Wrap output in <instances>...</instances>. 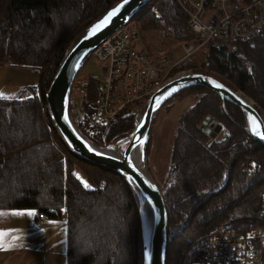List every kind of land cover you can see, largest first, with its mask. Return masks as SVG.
<instances>
[{"label":"trees","instance_id":"16d2710c","mask_svg":"<svg viewBox=\"0 0 264 264\" xmlns=\"http://www.w3.org/2000/svg\"><path fill=\"white\" fill-rule=\"evenodd\" d=\"M119 1L0 0V65L33 69L38 75L37 84L0 97V210H28L51 220L66 216V264H144L143 237L136 229L140 200L133 187L82 162L55 134L59 148L70 156L63 158L40 120L42 109L48 116L45 95L65 55ZM187 22L177 0H152L133 20L136 27L163 31L166 39L180 43L195 39ZM207 50L209 66L196 73L229 87L225 80L232 82L263 102L264 110V32L253 45L211 41ZM189 98L196 104L179 118L167 187L158 184L169 215L167 264H197L221 228L239 237L264 232V144L248 134L238 108L203 87L184 90L162 110L169 113ZM140 107L129 106L127 115L104 132L109 136L102 146L133 133ZM206 119L217 122L220 131L209 134ZM148 154L149 147L150 159ZM74 164L86 171L90 187L75 178ZM91 216L96 217L90 221ZM109 230H115L113 239Z\"/></svg>","mask_w":264,"mask_h":264},{"label":"water","instance_id":"95a60500","mask_svg":"<svg viewBox=\"0 0 264 264\" xmlns=\"http://www.w3.org/2000/svg\"><path fill=\"white\" fill-rule=\"evenodd\" d=\"M150 1L121 0L106 16L98 19L78 37L61 64L46 95V101L54 128L66 147L81 160L126 180L138 195L141 206L143 207L144 203L147 204L151 212L152 227L148 245L144 233V264H167L169 235L167 206L160 186L152 177L150 169H147L146 162L148 141L160 108L169 98L183 89L205 86L217 90L221 97L244 110L248 115L251 136L261 143H264V118L258 113L256 117H253L251 113L255 111L254 104L240 100L239 93L233 91L234 97L228 87L215 79L204 74H191L176 80L179 85L167 84L150 97L133 133L114 144V146L124 144L123 149L112 151L106 147L97 146L85 138L76 127L69 112V100L75 76L96 47L118 27L131 21ZM112 13L115 14L110 15Z\"/></svg>","mask_w":264,"mask_h":264},{"label":"rangeland","instance_id":"374dc122","mask_svg":"<svg viewBox=\"0 0 264 264\" xmlns=\"http://www.w3.org/2000/svg\"><path fill=\"white\" fill-rule=\"evenodd\" d=\"M120 2V1H119ZM178 4L182 8V10L186 13L188 17V26L195 27V29H191L195 39L200 38V39H205L207 40L208 44L211 41H215V36L214 34L210 33H204L206 30H217V31H223L226 32L227 30L231 29L233 25H236L237 22L243 20V17L239 15L235 11V7L237 5H242L243 0H177ZM117 4V3H116ZM149 3H147L148 5ZM146 7L141 10L140 15L143 14L144 10L147 8ZM196 11L199 12V14L196 13ZM218 14H225L224 19H220L218 17ZM140 15H137V17H140ZM135 25L136 28V24ZM200 25V27H198ZM264 32V29L259 32V36L262 35ZM201 33H204L202 35ZM81 36V35H80ZM79 36V37H80ZM148 39H150L153 44L150 46L153 52H158L159 54H165L163 51V47L165 46V40L166 36L163 31H159L158 33L154 31L153 33H149L145 35ZM174 38V37H171ZM259 37L254 39V43L258 40ZM228 41L233 42V40H230L227 38ZM236 42H244V40L237 39L235 40ZM134 43H137L136 41H133ZM179 47V46H177ZM183 53V50L180 48L177 50V54L181 55ZM208 50L201 51L200 54L198 51L194 53L193 56L195 57H200L203 54L207 55ZM152 56V55H151ZM87 61L83 64L82 69L86 71L88 77H93L96 79H102L104 72H102V63L99 61L93 59L92 55L88 57ZM151 59V58H150ZM159 60H165V58H158L154 57L151 59L152 62H157ZM205 59H199L196 60L194 64L188 63L186 66V70L190 73H196L198 71L196 70H203L204 66H202V62ZM193 66V67H191ZM157 67V64H156ZM81 69V70H82ZM80 70V73L82 74V71ZM160 71L161 69L158 68ZM30 70L28 69H20V68H14L10 66H3L0 65V97L3 98H9L13 97L14 95L17 94V92L20 90L21 87L26 86V85H35L38 82V76L35 74H26V73H31L29 72ZM200 73V72H199ZM26 75V76H25ZM83 75V74H82ZM84 76V75H83ZM84 76V77H87ZM225 80V79H224ZM227 84H230L232 87H235L232 82H229L228 80H225ZM74 87L75 83L73 84L72 88V96L75 98V93H74ZM121 87V85L116 86ZM193 87H204V86H193ZM191 88V87H189ZM239 90V89H238ZM240 92V91H239ZM246 94V93H245ZM130 95V93H129ZM77 99V98H76ZM252 102H254V99L250 98ZM168 101V100H167ZM166 101V102H167ZM79 103L82 102L83 105L87 107V102L79 99ZM74 103V101H72ZM196 102L192 99H186L182 102H178L177 105L178 107L175 108L173 111L166 113L165 111L161 110L158 112L154 123H153V128L152 132L150 135V139L148 141L147 148L149 147V156L150 159H147V165L150 167V173L152 177L158 182V184L163 185L164 187H167V174L170 172L169 170V165H170V160L173 154V148H174V136L175 133L177 132V129L179 128V118L183 116L184 112L186 110H189L192 108ZM133 106L132 104H130ZM45 110L47 111V105ZM80 110H73L74 115H76V119H80L79 122H74L76 127L79 129L81 133H86L89 132L92 134L96 139L98 145H102L108 140V136H104V132L107 131L109 132V129L113 127V124L116 123V121L120 120L123 118L122 112L118 113L115 115V118L111 121L105 118H99L96 120V123L92 125V123H89L87 119L89 118H84V120H81V114L79 113ZM96 111V110H95ZM94 109H87L85 112L90 115L92 112H95ZM163 111V112H162ZM210 112V111H209ZM142 111L140 113L138 112V115L141 116ZM48 114V111H47ZM264 117V116H263ZM40 120L42 121V126L50 136L51 141L54 143V146L59 149L56 151L61 155L62 150L59 148L57 144V139L56 135H58L60 141L63 143V145L66 147L64 144V141L61 139L59 134L54 128L53 122L51 121L50 116L46 115L44 112V109L41 110L40 112ZM104 123V127L100 126V123ZM209 122V119H206L204 124H207ZM138 126V125H137ZM225 130L222 131L220 134L217 135V137L221 138V136L224 134ZM215 133V132H214ZM56 134V135H55ZM251 136V135H250ZM252 137V136H251ZM253 138V137H252ZM254 139V138H253ZM255 140V139H254ZM256 141V140H255ZM261 143V142H260ZM264 144V143H262ZM125 147L124 144L121 145V149ZM68 149V148H67ZM69 150V149H68ZM61 151V152H60ZM147 151V149H146ZM71 154H73L71 152ZM63 158L70 159V156L68 154H65L62 152ZM74 155V154H73ZM75 156V155H74ZM75 168V172H77L75 178L79 181L80 184L83 185V182H86L89 187L91 184L87 181L85 178V173L86 171H82L81 168H76L75 164L72 165ZM70 167V166H69ZM68 168V167H67ZM101 169V168H100ZM111 173V172H109ZM113 174V173H111ZM85 177H84V176ZM115 175V174H113ZM79 177V178H78ZM68 181V179H67ZM97 189V188H96ZM109 200V199H108ZM165 200V199H164ZM142 207V206H141ZM140 207L139 209V215H138V224H139V229L138 226L136 225V229L138 233L140 232L139 236L142 234L143 237V243H144V235L146 234L145 232V227H144V216L142 212V208ZM117 210V209H116ZM114 210V211H116ZM14 211V212H12ZM168 211V209H167ZM36 215V213H34ZM34 215V219H35ZM169 216V215H168ZM25 217V215H24ZM66 217V216H65ZM65 226H66V219L65 218ZM96 216H91V218H88V220H93ZM20 219V214L16 213L15 210H0V249H4L7 247L11 248H24V246H27L29 249H34L36 250V247L33 245L36 244L37 240L35 239L34 236L29 237L27 234L30 233L31 230H28L26 233L23 231V235H14L15 230L16 231H22V228H17L19 224H17V221ZM36 220V219H35ZM96 221H102L103 219L101 217H98ZM86 228V227H83ZM262 230V229H260ZM60 230L57 228L56 233H58ZM114 232L115 230H109L108 237L110 239L114 238ZM228 232L225 229L221 228L215 235L217 234H222ZM145 233V234H144ZM213 235V236H215ZM212 236V237H213ZM169 237V235H168ZM212 241V238H211ZM210 241V242H211ZM59 242V241H58ZM211 248V243L209 245ZM61 249H64V245H61ZM11 257V258H6V257ZM16 258V260H14ZM20 262V260H22ZM25 260V261H24ZM29 260L27 258H23L21 256L17 255H11L9 252L5 250H0V263L2 264H20V263H27L26 261ZM31 262H34V260H30Z\"/></svg>","mask_w":264,"mask_h":264},{"label":"bare ground","instance_id":"6f19581e","mask_svg":"<svg viewBox=\"0 0 264 264\" xmlns=\"http://www.w3.org/2000/svg\"><path fill=\"white\" fill-rule=\"evenodd\" d=\"M249 1L252 2V3L258 4V5H262V6L264 5V0H249ZM150 2H152V0ZM115 5L116 4H114L107 11H103V13L98 16V19H100L101 17L106 16L108 14V12L115 7ZM196 13L199 14L198 11H196ZM137 15H140V13L136 14L131 21L130 20L127 21L125 23V25H123L121 27H118L117 30H115L111 35H109L107 37V39H105L102 43H100L96 47V49H97L101 44H103L105 42L104 43V47L102 48L103 49V54L101 56V60L104 63L106 62L108 64V66L107 67L105 66L106 67L105 68V67H103V64H102V72H104V75H105V72L111 71V75L114 78H116L115 81L107 82L105 84V83H103V78L102 79H96V78H93V77H88L86 71L83 70L82 68H81L82 70L80 69L82 71V74L84 76H87V77H84L80 73V70L77 72V74L75 76V79L73 81V84L75 83V87H76V81L80 82V87H81V90L83 92H85L84 90L86 89V82L90 83V86H91V89L89 91L88 96L86 98L81 99V101L82 100L86 101L87 102V107L89 109H94V111L95 110L96 111L92 112L90 115H88L85 112L87 107L85 105H83L82 102L79 103L78 100L81 97L85 96L86 93H79L78 91L75 92V87H74L75 98L71 97L72 96V90H71V95H70V100H69V112H70V115H71V118H72L73 122H79L80 121V119H76L75 118L76 115H74V112H73L74 109L75 110H77V109L80 110L79 113L81 114V120H84V118H89V119H87L88 122H89L90 119H93V118L99 116V114H100L101 118H106L109 121L113 120L115 118V115H116V111H115L116 109L114 110V107L112 106L108 110L101 111V110H99L97 101H99V100H101V99H103L105 97V95H106L105 88L110 90V91L114 90V92H115V91L119 90V87L118 88L116 87L118 85H121V87L123 88L124 85H129L130 83L134 84V85L137 84L138 80L136 79L135 76L129 77L131 75V71H133V72L135 71L133 69H135L136 66L138 67V73H140V70H144L146 79L147 80H151V81H153V83L159 85L157 87V89L154 90L153 92H151L150 94L146 95L144 90H138L136 92H133L130 95L131 96V104L134 107H140V105H141L140 108H142V110L145 107V105L147 104V101L150 99V97H152L157 91H159L165 85L172 84V85L177 86V85H179V82L176 81V80H178L180 78H183V77H186V76H189L191 74H200V73H191V72L189 73L186 70V66H187V64L190 61L195 60V59L196 60L205 59L202 62V66H204L205 63H207L208 65H205L203 68H206L207 66H209V61L206 59L207 56L205 54H203L200 57H195V56L192 55V51L193 50L205 51V50L208 49V45L209 44H208L207 40H205V39L196 38V39H194V40H192V41H190L188 43H180V42H178V39H176V38H169V39L165 40V45L167 44V48L165 49L166 50L165 54H159L158 53L159 51L158 52H153L152 49L150 48V46L153 44V42L150 39H148L147 37H145V35H147L149 33H153L154 31L152 29L151 30H143L140 27H136L135 28V25H133L134 24L133 20H134L135 17H137ZM190 28L193 29V30L195 29V27H193V26H190ZM246 35H247V33L243 35V39L246 37ZM214 36H215V41H219V42H222V43H225V44L233 45V44L239 43V42H236L235 40H233V42L228 41L227 40V35L223 34V33H215ZM257 37H260V36L256 35V36H254L251 39L244 40V42L253 45L254 39L257 38ZM133 41H136L137 43H134ZM240 43H242V42H240ZM177 46H179V47H177ZM179 48L181 50H183V53L181 55L177 54V50ZM132 54L134 55L132 58H127L126 57V58L120 59L119 61H115L114 60L115 59V55L129 56V55H132ZM66 55H65V57H66ZM142 55L147 56V57H149L151 59H153L155 56L158 57L159 59L160 58H165V60L169 64L168 70L162 72L161 74H153L152 73L153 72V68L149 64L145 63L146 62L145 60L142 61V59L140 58V57H142ZM88 57L86 58V60L89 59ZM112 61H114V62L112 63ZM191 67H193V66H191ZM29 72H31V73H26V74H35V75H37V73L33 69H31ZM115 76H117V77H115ZM205 76L211 77V78L215 79L216 81L220 82L221 84H223L224 86L228 87L229 90L231 91L230 93H231L232 96H234V94L232 93L234 91V92L240 94V96H238V98L240 100L245 101V102L246 101L247 102H252V100L250 99L251 97L246 92H243L241 89L238 90L237 87H229L224 82H222L221 80L217 79L216 77H214L212 75H205ZM55 77H56V75H55ZM55 77L53 78V81H54ZM53 81H52V83H53ZM96 81L98 82L97 83L98 84L97 85L98 88L96 90H94L93 89V84ZM174 81H176V82H174ZM52 83H51V85H52ZM51 85H50V87H51ZM50 87H49V89H50ZM72 88H73V85H72ZM203 88L204 89H208L211 92L215 93L225 103H228L231 106H233V107L235 106L236 108H238L243 113L242 115L246 119L245 120L246 121L245 129L248 132V134L251 135V131H250V128L248 126V121H247L248 115L244 112V110L239 108L238 105H235V104L227 101L223 97H221L217 93V90H215V89L212 90V89H210L208 87H205V86ZM186 89H188V88H186ZM186 89H183V90L179 91L178 93L173 95L171 98H169L168 101H170L176 95L182 93ZM47 93H46V95H47ZM46 95H45V99H46ZM235 95L237 96V94H235ZM72 101H74V103H72ZM252 103L254 104L253 107H254V110H255V111H253L251 113L252 115H254L253 117H256L257 116L256 114L258 113L262 118H264L263 117L264 116V110L261 108V106L263 105V102H255L254 101ZM46 105H47V101H46ZM163 105H162V107H163ZM162 107L160 108L159 112L162 110ZM177 107H178V105L176 103L174 109L177 108ZM101 108H102V106H100V109ZM226 113H228V112H226ZM48 115H49V113H48ZM217 124H218L217 122L215 123V122L209 121L207 124H204V128L209 134H213L214 132H218L221 129V127L218 126ZM92 125H94V123H92ZM100 126L104 127V123L101 122ZM82 134L85 136V138L88 141H90L91 143H94L92 141V139H96V138L92 134H90L89 132H86L85 134L82 133ZM256 141L257 142H261V141H259L257 139H256ZM94 144H96V143H94ZM114 144H111L109 146H102V145H98V144H96V145L100 146V147H106V148H108V149H110L112 151L121 149L120 145L114 146ZM146 153H147V151H146ZM75 157H77V156L75 155ZM78 159H80V158H78ZM81 161L86 163V164H88V165H91L93 167H97V168L100 169V167H98V166L92 165V164L87 163V162H85L83 160H81ZM146 161H147V156H146ZM147 169H150V167L148 165H147ZM107 172H109V171H107ZM140 207H141V204H140ZM142 209H143V216H144V218H143L144 219V227H145V232H146V242H147V245H148L149 238H150L151 227H152L151 212H150V209H149V207L147 206L146 203L143 204ZM35 219H36V221H41V220L42 221L43 220L44 221L45 220L48 221V220H50V218L47 215H43V214H36L35 215ZM168 241H169V237H168Z\"/></svg>","mask_w":264,"mask_h":264},{"label":"built area","instance_id":"2783aa9c","mask_svg":"<svg viewBox=\"0 0 264 264\" xmlns=\"http://www.w3.org/2000/svg\"><path fill=\"white\" fill-rule=\"evenodd\" d=\"M242 5H237L235 11L239 13L243 20L233 25V27L226 32L210 30L205 31L204 33H223L227 35V38L230 40H247L251 39L254 36L258 35L260 31L264 29V5H258L250 2L249 0H243ZM220 19H224L225 14H218ZM200 27V25H198ZM204 33H201L204 35ZM246 37L243 39V35L246 34ZM251 33V34H250ZM105 43V42H104ZM104 43L101 44L91 55L93 59L99 61L103 64V67H107L108 64L101 60L103 54ZM200 50H193L192 55ZM134 55H115V61H119L122 58H132ZM145 60L153 68V74H161L162 72L168 70L169 64L166 60H159L157 62H152L151 59L147 56L142 55L140 57ZM114 61H112L113 63ZM195 60L190 61L189 63L194 64ZM157 64V67H156ZM208 65L207 63H205ZM105 67V68H106ZM161 69L160 71L158 70ZM134 72L131 71V76H135L137 84L124 85V87H119L118 91L108 90L105 88V97L97 101L99 110L105 111L110 107H114L116 114L122 112L123 116H126L129 111V106L131 104V94L138 90H144L145 94H150L157 89L159 85L153 83L151 80H147L145 76V71L140 70L138 73V67L136 66ZM104 75V74H103ZM117 77V76H115ZM116 78L111 75V71L105 72L103 76V83L113 82ZM91 89L90 83L86 82V89L83 92L80 87V82L76 81L75 92L86 93L85 96L80 99L86 98ZM130 93V95H129ZM100 106L102 108L100 109ZM132 110V109H131ZM100 118L99 116L90 119V123H96V120ZM106 119V118H105ZM211 248L198 259L197 264H262L264 260V232L257 231L255 233L248 234L246 237L231 236L226 233L217 234L212 237Z\"/></svg>","mask_w":264,"mask_h":264},{"label":"crops","instance_id":"0c3cea01","mask_svg":"<svg viewBox=\"0 0 264 264\" xmlns=\"http://www.w3.org/2000/svg\"><path fill=\"white\" fill-rule=\"evenodd\" d=\"M15 212L20 214V219L17 221V224L19 225L16 229L22 228V231L15 230L14 235H23L28 230H31L27 235L29 237L34 236L37 240L36 244L33 245L36 247V250L29 249L27 246H24V248L7 247L0 250H5L11 255H17L29 259L25 264H66L67 245L65 219L36 221L34 219L35 214L32 211L27 210ZM57 228L60 230L58 233H56ZM23 231L25 233H23ZM61 245H64L63 250L61 249ZM14 260H16V258H14ZM30 260H34V262H31ZM22 261L23 259L20 260V262ZM0 264H2V262Z\"/></svg>","mask_w":264,"mask_h":264},{"label":"snow or ice","instance_id":"6c2138e0","mask_svg":"<svg viewBox=\"0 0 264 264\" xmlns=\"http://www.w3.org/2000/svg\"><path fill=\"white\" fill-rule=\"evenodd\" d=\"M126 2H127V0H126ZM115 13H112V14H110V15H114ZM217 87H222L221 85H216ZM79 178V177H78ZM82 183L84 184V187L85 188H88L89 187V185L86 183V182H83L82 181Z\"/></svg>","mask_w":264,"mask_h":264}]
</instances>
